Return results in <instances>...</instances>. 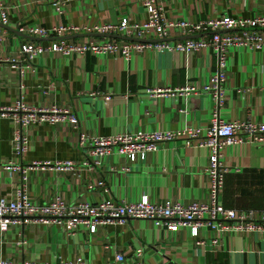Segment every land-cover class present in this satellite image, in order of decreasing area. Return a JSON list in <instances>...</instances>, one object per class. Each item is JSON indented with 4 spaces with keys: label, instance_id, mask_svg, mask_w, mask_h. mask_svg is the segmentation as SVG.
<instances>
[{
    "label": "crops",
    "instance_id": "1",
    "mask_svg": "<svg viewBox=\"0 0 264 264\" xmlns=\"http://www.w3.org/2000/svg\"><path fill=\"white\" fill-rule=\"evenodd\" d=\"M4 3L7 23H0V107H10L22 96L24 103L35 107H68L79 120L76 126L44 123L24 129L27 149L15 161L24 166L39 163L26 171V190L34 203H47L55 197L66 203L104 199L134 202L143 195L155 202L169 199L183 204L204 199L210 180L206 171L209 159L208 149L199 141L211 124L213 101L206 91L190 95L177 91L188 83L201 87L209 82L217 71V58L210 48L192 54L146 49L129 59L119 53H52L48 46L53 40L103 41L111 37L84 31L38 37L26 33V28L68 24L88 28L122 18L141 23L147 19L144 0H71L62 6L60 14L51 0ZM158 4L169 21L264 15V0H158ZM199 35L210 38L208 32ZM190 36L176 29L166 39L173 43ZM145 40L156 38L151 34ZM28 42L40 44L44 50L20 77L10 59L23 66L19 46ZM226 76L219 117L263 122L264 51L232 48ZM162 90L164 93L154 94ZM14 128L10 118L0 117V197L13 195L21 180L19 172L4 168L12 159ZM184 128L198 136L178 135L161 142L143 161L132 163L112 154L92 171L53 167L55 162L78 164L84 159L86 150L78 146L80 133L107 136L138 130L179 132ZM221 153L229 169L221 204L235 211L264 209V143L233 144ZM212 238L217 239L213 246ZM116 253H122L128 264H264V224L257 230L201 227L197 236H192L188 228L171 232L147 219L99 226L93 234L84 226L70 231L55 223L30 222L23 228L11 225L0 233V259L12 264H55L78 257L106 264Z\"/></svg>",
    "mask_w": 264,
    "mask_h": 264
},
{
    "label": "built area",
    "instance_id": "2",
    "mask_svg": "<svg viewBox=\"0 0 264 264\" xmlns=\"http://www.w3.org/2000/svg\"><path fill=\"white\" fill-rule=\"evenodd\" d=\"M71 0H51L58 14L62 6ZM147 19L141 23L129 22L122 18L118 22L100 23L93 27H79L72 24L58 25L51 28L31 26L26 33L38 37L62 36L78 31L95 34H117L124 37L146 39L153 34L156 39H166L171 31L176 29L185 35L209 33L210 38H185L181 41L168 42L167 40L129 41L110 38L99 41L96 39L83 42H65L53 40L48 46L52 53L62 55L84 54L115 55L119 53L123 59H129L132 54L146 49L156 52H184L192 54L201 48H210L217 58V71L210 77L207 84L197 87L188 83L180 87L177 92L185 95L197 94L206 91L211 94L213 107L211 124L201 135L199 144L208 149L209 187L203 200L188 204L166 200L155 202L143 195L138 201L118 203L112 199L98 202L76 201L64 202L60 197L43 204H36L26 190V171L33 169L39 163L21 165L15 161L27 149V137L24 129L32 124H69L78 125L76 114L64 106L52 104L45 107H35L23 102L20 96L14 105L0 107V117L10 118L15 125L13 131L12 159L4 168L11 172H19L21 180L15 192L10 197H0V233H4L11 225L23 228L30 222L55 223L65 226L72 231L78 226H84L93 234L99 226L122 224L127 219H147L154 225L165 227L171 232L181 228H188L192 236H197L201 227H210L216 231L224 230H257L264 224V209L235 211L221 204L220 194L223 188L224 176L229 171L223 163L222 149L233 144L244 142L264 143V121L254 123L251 121L232 120L225 121L219 117V107L223 104L225 95L226 62L232 48L245 47L264 51V15L252 18L230 17L227 15L216 19H207L197 22L187 20H166L158 0H144ZM0 23H7V12L4 0H0ZM23 30V29H20ZM237 31V32H235ZM24 65L16 59H10L13 67L19 71V76L31 64L32 59L38 57L44 48L37 43H23L19 46ZM22 88L20 84V89ZM166 91V90H164ZM168 91V90H167ZM164 93L154 91V94ZM108 100V96H104ZM178 135L195 138L198 133L192 129L184 128L179 132L171 131H135L121 132L107 136H94L80 133L78 146L86 150L84 159L78 164L72 161L55 162V169L71 171H92L102 166L105 158L112 154L126 158L130 162L143 161L148 152L156 151L159 143L169 141ZM47 164V163H44ZM101 184V183H100ZM229 222V224H227ZM211 245L217 243L212 238ZM201 243V242H199ZM140 253V250H137ZM0 264H12L6 259H0ZM25 264H51L25 263ZM55 264H94L81 257L74 260L60 261ZM106 264H128L122 253H116L112 261ZM131 264H143L134 262Z\"/></svg>",
    "mask_w": 264,
    "mask_h": 264
},
{
    "label": "water",
    "instance_id": "3",
    "mask_svg": "<svg viewBox=\"0 0 264 264\" xmlns=\"http://www.w3.org/2000/svg\"><path fill=\"white\" fill-rule=\"evenodd\" d=\"M15 32H17L16 29H14ZM90 35H97V36H105V37H111V38H116V39H124V40H129V41H146L145 39H137V38H131V37H124V36H120V35H117V34H95V33H92ZM200 36L199 34H195V35H191L190 37H198ZM157 40H167V39H156Z\"/></svg>",
    "mask_w": 264,
    "mask_h": 264
}]
</instances>
